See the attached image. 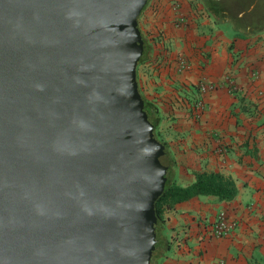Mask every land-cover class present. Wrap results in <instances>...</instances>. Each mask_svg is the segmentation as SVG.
I'll list each match as a JSON object with an SVG mask.
<instances>
[{"label": "water", "instance_id": "95a60500", "mask_svg": "<svg viewBox=\"0 0 264 264\" xmlns=\"http://www.w3.org/2000/svg\"><path fill=\"white\" fill-rule=\"evenodd\" d=\"M207 1L264 30L260 0ZM146 2L0 0V133L50 128L73 147L51 198L25 208L24 264H154L169 157L136 78Z\"/></svg>", "mask_w": 264, "mask_h": 264}, {"label": "crops", "instance_id": "0c3cea01", "mask_svg": "<svg viewBox=\"0 0 264 264\" xmlns=\"http://www.w3.org/2000/svg\"><path fill=\"white\" fill-rule=\"evenodd\" d=\"M178 1L180 25L172 1L155 0L161 8L153 29L163 38L152 43L142 92L157 110L176 183L219 172L237 192L231 200L200 195L166 210L168 244L159 264H264V31L233 36L200 0ZM177 54L188 69L178 71ZM227 74L233 85L224 82ZM199 82L211 87L202 92ZM220 214L233 227L215 236L209 225Z\"/></svg>", "mask_w": 264, "mask_h": 264}, {"label": "flooded vegetation", "instance_id": "af4514ba", "mask_svg": "<svg viewBox=\"0 0 264 264\" xmlns=\"http://www.w3.org/2000/svg\"><path fill=\"white\" fill-rule=\"evenodd\" d=\"M150 2L151 0H147L138 16V26L142 33L145 47L137 65L136 78L139 91L144 99L145 108L154 125V133L164 144L169 157L168 174L165 180L166 184L171 176L175 179V162L158 129L159 119L157 110L143 94L139 77V66L148 65L152 52L153 38L150 37L149 32L142 27L140 21ZM207 3L213 11H216V9L211 7V2L207 1ZM220 13L224 15V18H217L215 20L222 21V25L228 26L231 31L235 29L234 26L237 24L244 26L240 20H231L227 17L226 11H221ZM244 27L247 31H252L248 26ZM33 128L35 127H31L30 131H32ZM36 129L38 130L37 127ZM1 133L0 264H24V259L31 258L32 255L36 254L34 249L26 252L20 241V231L25 219V208L26 211H28L29 207L26 206L33 205L29 200H33L34 205H41L42 202H47V200L51 198L52 189L49 187V184L52 186L54 180L66 177L69 171L66 170L64 173L65 168L63 165L66 163V166H68L70 158H72L71 151L73 147L70 141L60 140L59 131L50 128L45 129L42 135L37 132V137L32 138H29L27 133L20 134L18 130L17 134H13L10 128L6 132L3 131V133ZM11 135H13L15 139L9 142V140H11ZM8 156H11L9 162ZM14 157L17 159L16 162L13 159ZM6 162L8 163L6 164ZM43 181L47 182L46 188H43ZM157 200L155 202V214ZM34 211L36 212L35 208ZM164 221L165 216L163 221L159 220L157 217L156 239L158 246L153 256L154 264H159L168 244V239L164 235Z\"/></svg>", "mask_w": 264, "mask_h": 264}, {"label": "trees", "instance_id": "16d2710c", "mask_svg": "<svg viewBox=\"0 0 264 264\" xmlns=\"http://www.w3.org/2000/svg\"><path fill=\"white\" fill-rule=\"evenodd\" d=\"M201 1L213 18H224V15L217 10L213 11L209 7L207 1ZM234 28L235 29L232 31L237 34L258 32V30L247 31V29L241 24L235 25ZM236 192L237 190L234 182L219 172L196 173L195 180L185 186L178 185L173 176H171L165 184L164 191L157 200L156 215L159 220L163 221L164 212L168 209L174 208V206L179 202L186 201L200 195H213L219 200H231L235 197Z\"/></svg>", "mask_w": 264, "mask_h": 264}, {"label": "rangeland", "instance_id": "374dc122", "mask_svg": "<svg viewBox=\"0 0 264 264\" xmlns=\"http://www.w3.org/2000/svg\"><path fill=\"white\" fill-rule=\"evenodd\" d=\"M172 1V4H171V7H172V11H173V14H174V22L176 25H180L182 23H184L185 21V18H184V15L183 13L181 12L180 10V5H179V1L178 0H171ZM201 1V0H200ZM243 1V0H241ZM262 3H264V0H260ZM202 2V1H201ZM161 8V5L157 2H155V0H151V3L149 4L148 8L144 11L140 21H141V24H142V27L146 30V27L147 25H150V23H153L154 22V25L151 26L150 28V31L149 32V36L150 34L152 33L155 34L153 35V41L152 43H155V42H159L161 43V40L163 38V35L161 34L160 31L157 30V33L155 32V30L153 29L156 24H155V21H154V18L156 20V12ZM206 8V7H205ZM207 9V8H206ZM222 21L219 20V22H217L219 24V26H222L223 28H225V30L230 33V31L222 25L221 23ZM153 30V32H151ZM253 31V30H252ZM264 30H258V32H262ZM151 32V33H150ZM254 33V32H252ZM252 33H246V34H252ZM231 34V33H230ZM246 34H242L243 36H245ZM233 35V34H231ZM233 36H236V35H233ZM151 38V39H152ZM178 55V54H177ZM179 56H182L183 58L186 59V57L184 55H178V56H175V60H176V66H177V69H178V65H177V60H178V57ZM145 69V65L144 66H139V77L140 79L142 80L143 79V73H144V70ZM179 71V70H178ZM165 235V234H164ZM166 236V235H165Z\"/></svg>", "mask_w": 264, "mask_h": 264}, {"label": "built area", "instance_id": "2783aa9c", "mask_svg": "<svg viewBox=\"0 0 264 264\" xmlns=\"http://www.w3.org/2000/svg\"><path fill=\"white\" fill-rule=\"evenodd\" d=\"M177 65L179 71L186 70L189 68V62L187 61V59L183 58L182 56L178 57ZM224 82H226L228 85L232 84L233 82L231 80V76L227 74L225 76ZM199 85L202 92L208 90L211 87L210 85L209 87L208 84L205 82H199ZM232 227H233V223H229L223 214H220L209 225L210 231L215 236H223L225 234H228Z\"/></svg>", "mask_w": 264, "mask_h": 264}]
</instances>
